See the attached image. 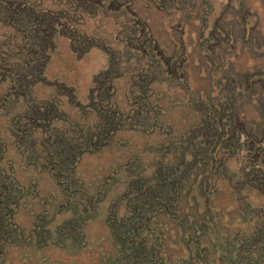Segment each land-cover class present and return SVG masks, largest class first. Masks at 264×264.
<instances>
[{
  "label": "rangeland",
  "instance_id": "rangeland-1",
  "mask_svg": "<svg viewBox=\"0 0 264 264\" xmlns=\"http://www.w3.org/2000/svg\"><path fill=\"white\" fill-rule=\"evenodd\" d=\"M144 239L264 264V0H0V264Z\"/></svg>",
  "mask_w": 264,
  "mask_h": 264
},
{
  "label": "trees",
  "instance_id": "trees-1",
  "mask_svg": "<svg viewBox=\"0 0 264 264\" xmlns=\"http://www.w3.org/2000/svg\"><path fill=\"white\" fill-rule=\"evenodd\" d=\"M218 118L219 117H217V116H213V117L207 116L204 120V123L209 125L210 130L212 131L211 133L216 132L219 135L220 134L219 127L221 126V120H219ZM230 119L233 120V117H231ZM216 125H217V129L219 131L216 130ZM209 133H206V136H209ZM243 133L245 135L246 132L244 131ZM246 135H249V134L246 133ZM203 139H205V138L203 137ZM204 149H205V151L207 150V152H209L208 148L205 147ZM66 165H67L66 162L61 163L59 165V169L61 171H63V168L66 167ZM59 172H60L59 170H57V169L55 170V173H59ZM150 242L151 241L147 240V239H144V241H141V242H140V240L137 243L135 242L134 245L131 247V252H129L127 255V257L129 256V258L126 259V262L124 264H135V263L143 264L144 261H146V257H147L146 250H147V247L149 246ZM127 246H129V245L127 244ZM122 251H124V250H122ZM150 251H151V249H150ZM261 255H263V253H261ZM139 256H140V258H139Z\"/></svg>",
  "mask_w": 264,
  "mask_h": 264
}]
</instances>
